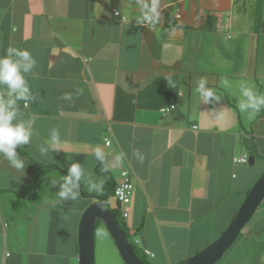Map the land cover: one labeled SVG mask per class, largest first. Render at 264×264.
<instances>
[{
	"label": "crops",
	"instance_id": "crops-1",
	"mask_svg": "<svg viewBox=\"0 0 264 264\" xmlns=\"http://www.w3.org/2000/svg\"><path fill=\"white\" fill-rule=\"evenodd\" d=\"M240 1L157 0L150 30L142 18L152 0H0V56L11 46L36 60L25 74L29 100L15 104L18 119L33 121L30 143L16 149L24 173L0 156V264H78L79 221L95 201L83 192L100 196L122 171L136 186L122 220L148 264H180L225 231L264 173V110L248 121L238 108L241 83L264 95L262 0L258 16ZM201 78L219 99L198 92ZM0 98L15 96L0 86ZM52 128L62 141L55 150ZM245 152L252 166L234 162ZM31 159L55 167L40 186H31ZM72 163L84 171L79 196L60 199ZM101 180L99 192L88 190ZM253 215L215 264H263L264 199ZM103 237L99 222L94 264Z\"/></svg>",
	"mask_w": 264,
	"mask_h": 264
},
{
	"label": "clouds",
	"instance_id": "clouds-1",
	"mask_svg": "<svg viewBox=\"0 0 264 264\" xmlns=\"http://www.w3.org/2000/svg\"><path fill=\"white\" fill-rule=\"evenodd\" d=\"M143 8L146 11L142 20L154 22L159 15L157 0H152L150 7L144 4ZM35 65L36 60L28 50H21L10 46L7 48L6 53L0 56V86H6L9 97L15 96V99L10 98L5 100L0 98V156L6 158L11 167L21 174L24 173L26 165L24 160L18 156L16 149L19 146L29 144L34 132L32 128L33 121L17 118L15 104L17 100H29L31 90L25 74L32 72ZM205 83V79L201 78L199 80L198 92L206 100L208 98L219 99L214 91L205 89ZM240 91L245 99L239 102V111L246 115L248 121H252L261 110H264V95H257L251 88L245 87L243 83L240 85ZM65 98H70V95L66 94ZM46 143L53 146V150H55L54 146L62 143L57 128L50 130L49 140ZM48 152V147L40 146L39 153L41 156L47 155ZM123 155V152L118 154L116 160L118 162L121 161ZM134 155L139 156V160L142 162L143 157L139 155L138 151ZM95 157L98 160H103V153L99 148L95 150ZM83 176L84 171L81 165L79 163H72L68 168L67 175L62 177L61 190L58 193V197L64 200L78 199L79 182ZM103 183V180L99 184L89 181L88 190L99 192Z\"/></svg>",
	"mask_w": 264,
	"mask_h": 264
},
{
	"label": "water",
	"instance_id": "water-1",
	"mask_svg": "<svg viewBox=\"0 0 264 264\" xmlns=\"http://www.w3.org/2000/svg\"><path fill=\"white\" fill-rule=\"evenodd\" d=\"M253 163L254 158L249 156L247 164L252 166ZM93 198L95 201L84 210L78 225V264H94L93 234L96 221L105 227L123 264H143L124 230L120 228L116 215L105 207L106 200L100 196ZM263 199L264 173L254 183L225 231L205 249L180 264H215L219 261Z\"/></svg>",
	"mask_w": 264,
	"mask_h": 264
},
{
	"label": "built area",
	"instance_id": "built-area-1",
	"mask_svg": "<svg viewBox=\"0 0 264 264\" xmlns=\"http://www.w3.org/2000/svg\"><path fill=\"white\" fill-rule=\"evenodd\" d=\"M113 15L115 17H118L121 22H125L126 19L123 17L118 10H113ZM179 15H176V18H179ZM142 24L149 28L150 30L155 29V23L153 21H142ZM24 106H27V104H24ZM173 106L163 108L161 111L163 113L168 112L169 110L173 109ZM105 144L109 145L110 141L108 139H105ZM235 163H240V164H246L247 163V156L242 155L241 157L234 158ZM135 179L134 177L128 172V171H122L119 175V179L117 183L115 184L114 187V192H113V198L116 200L117 203H119L122 211V216L123 218L127 217V211L126 207L127 205L131 202V198L134 195L135 191ZM138 241L135 239L134 243H137ZM143 253L148 256L152 257L153 254H151L148 250L144 249ZM9 254L6 253V256Z\"/></svg>",
	"mask_w": 264,
	"mask_h": 264
},
{
	"label": "trees",
	"instance_id": "trees-1",
	"mask_svg": "<svg viewBox=\"0 0 264 264\" xmlns=\"http://www.w3.org/2000/svg\"><path fill=\"white\" fill-rule=\"evenodd\" d=\"M258 27L260 28V29H262V30H264V21L262 20V18H261V16L258 18ZM245 148L250 152V154L251 155H253L252 154V152H255V150H256V147L254 146V145H248V144H246L245 145ZM32 160V162H33V164H34V166H35V168H36V174H35V176H34V179H33V182H32V187L34 186H40V184L42 183V177H43V175H44V173L47 171V170H50V169H54L55 167L54 166H44V165H41V164H39V163H37L35 160H33V159H31ZM61 173L64 175V176H66L67 175V173L66 172H64V171H61ZM30 186V187H31ZM114 187L115 186H112V183H111V185L110 184H108V183H106L105 184V186L103 187L104 189H103V193L100 195V197L101 198H103V199H105L106 200V203H105V207L109 210V208H108V206H107V201H108V199L109 198H111V197H113V192H114ZM83 194L85 195V193L83 192ZM118 205H119V203H118ZM120 206V205H119ZM118 206V207H119ZM121 211V207L119 208V210H113L112 212L116 215V217H117V221H118V223H119V226H120V228L122 229V230H124V232H125V234H126V236L128 237V239H130L131 237L128 235V230H127V227H126V225L124 224V222H123V216H122V211ZM99 222L100 221H96V223H95V226H97V225H99ZM239 235V234H238ZM131 243V242H130ZM132 245V247H133V249H134V251H135V253L137 254V256H138V258L142 261V263L143 264H148L146 261H145V259H144V257L135 249V247L133 246V244H131ZM145 255V254H144Z\"/></svg>",
	"mask_w": 264,
	"mask_h": 264
},
{
	"label": "rangeland",
	"instance_id": "rangeland-1",
	"mask_svg": "<svg viewBox=\"0 0 264 264\" xmlns=\"http://www.w3.org/2000/svg\"><path fill=\"white\" fill-rule=\"evenodd\" d=\"M241 1H240V5H241ZM260 4H261V12H260L261 15L260 16H261L262 20L264 21V0H262ZM256 6H257L256 0H245V2L243 3V8L245 10H248L250 13H252L254 15L257 13V9H256L257 7ZM258 15H259V12L257 13V16ZM245 153L247 154L248 157L250 156L248 152H245ZM246 166L248 167L249 165L246 164ZM85 195L90 196V197H87L86 200H91V197L98 196L96 194H91V193H86ZM82 200H83V198H82ZM108 200H109L108 201L109 210L110 211L116 210V200L113 197L109 198ZM90 204L91 203H89L88 205H90ZM252 217H254V215ZM251 218H250V220H251ZM103 240H104V243H102ZM109 242H110V238H108V237L106 239H104V237H103V239L100 240V243H102L103 245H102L101 250L99 248L96 249V264H98L99 262L104 263V264H111L109 262L110 257H113L115 260H117V262H119L121 264V262H120L121 259H120L119 255L115 249V246H114L112 240L110 242V246L106 245ZM96 243H98V237L96 238ZM100 259H101V261H100ZM263 264H264V259H263Z\"/></svg>",
	"mask_w": 264,
	"mask_h": 264
}]
</instances>
